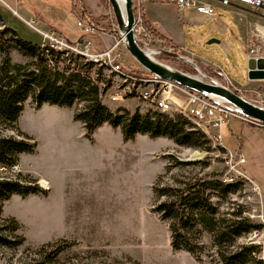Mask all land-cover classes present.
Returning <instances> with one entry per match:
<instances>
[{
  "label": "rangeland",
  "instance_id": "obj_1",
  "mask_svg": "<svg viewBox=\"0 0 264 264\" xmlns=\"http://www.w3.org/2000/svg\"><path fill=\"white\" fill-rule=\"evenodd\" d=\"M6 1L19 17L0 2L2 21L33 42L40 40L41 43V34L45 32H54L73 43L87 37L97 50L106 49L114 42L109 31L84 33L77 24L82 19L77 9L71 10L70 0H21L23 7H17L14 0ZM82 2L94 16L113 15L110 5L101 0ZM214 3L210 17L160 0H147L144 13L157 31L175 45L177 53L190 58L206 75L264 107V80H248L246 76L245 45L256 43L264 55V43L260 42L256 28L257 24L264 25V19ZM108 21L109 18L100 23L108 28ZM64 22L75 31L72 37L63 31ZM250 30H254L253 36ZM213 38L219 42L208 44ZM128 55L124 49L123 65L133 70ZM17 59L22 63L29 60L14 54V60ZM161 60L182 71L187 68L191 72H185L198 74L189 62L181 60L190 65L188 68L183 63ZM102 73L113 84L101 95L102 102L111 111L131 115L158 110L137 96L112 100L123 82L105 68ZM80 106L44 103L36 108L31 97L26 100L17 125L33 137L36 148L33 153H23L21 163L38 177L22 174L27 180H47L49 189L38 186L45 193H30L27 197L15 194L3 201L0 219L14 217L4 214H13L19 225L17 231L3 232L4 235L11 239L23 236L25 241L12 249L0 247V264L17 263L45 244L58 246L55 264H220L216 247L211 243L215 228H196L198 239L204 244L200 260L184 250L171 248L169 222L160 219L153 210L157 203L153 185L160 175V184L172 188L193 184L204 176L209 180L221 179L224 183L231 178L238 180L239 185L233 192L211 190V201L220 216L230 217L232 211L243 209L245 216L261 224L264 231L262 197L252 191L242 175L245 172L254 176L261 171L264 124L230 117L221 129V144L227 149V153H223L208 137L200 148L148 134H136L134 139L124 141L120 127L106 123L88 137L81 123L73 120V112ZM6 134L19 138L12 130ZM240 154L245 158L244 163L238 162ZM17 157L19 160V154ZM247 236L235 237L234 244L246 241Z\"/></svg>",
  "mask_w": 264,
  "mask_h": 264
},
{
  "label": "trees",
  "instance_id": "obj_2",
  "mask_svg": "<svg viewBox=\"0 0 264 264\" xmlns=\"http://www.w3.org/2000/svg\"><path fill=\"white\" fill-rule=\"evenodd\" d=\"M101 1L108 5L107 0ZM70 5L71 10L77 9L80 18L95 30L112 32L109 29L111 16L106 14L94 16L86 9L82 0H70ZM107 18H109L108 28H105L100 22L107 21ZM143 19L146 27L164 38L173 52H178L175 45L157 31L145 14ZM11 50L18 51L29 60L25 63L14 62L10 55ZM0 56V162L12 163L18 160V154L35 151L36 142L33 137L21 131L17 125L25 102L30 97L36 108L44 103L64 107L81 104L79 109L74 110L73 120L81 123L88 137L106 122L114 128L120 127L124 141L134 139L136 134H148L151 137L166 136L172 138L175 143L187 147L200 148L204 143L200 131L194 129L192 123L179 113L157 110L145 114L134 112L130 115L111 111L101 99V95L113 87V84L103 77V67L86 61L84 57L73 52L54 50L47 45L32 42L21 37L13 28L2 25ZM128 58L132 62L133 71L145 73L129 55ZM161 58L167 62L190 66L169 56L164 55ZM184 71L189 70L186 68ZM8 130L15 131L19 138L6 134ZM216 145L221 152L227 153V149L221 143ZM177 163L183 164L181 161ZM26 178V175L23 176V179ZM161 182L162 175L158 176L153 185L157 202L153 210L159 214L160 219L169 222L170 246L173 250H184L200 260L204 244L198 239L196 228L207 226L215 228L211 243L216 247L220 264H264V259L259 256L261 251L259 244L246 240L235 245L233 241L242 234L248 235L253 229H261L262 225L246 217L243 209L232 211L230 217L220 216L210 198L211 190L233 192L239 185L238 180L224 183L221 179L209 180L204 176L199 178V181L186 184L182 188H172L160 184ZM37 192L45 193L36 185L0 181V213L3 201L11 194L26 196ZM162 197L164 199H161ZM18 229L19 225L13 217L2 219L0 247L12 249L21 245L25 241L22 235L11 239L3 233L7 231L14 233ZM58 251L56 244H45L33 251L30 256L10 264H55ZM103 264L108 263L103 262Z\"/></svg>",
  "mask_w": 264,
  "mask_h": 264
},
{
  "label": "built area",
  "instance_id": "obj_3",
  "mask_svg": "<svg viewBox=\"0 0 264 264\" xmlns=\"http://www.w3.org/2000/svg\"><path fill=\"white\" fill-rule=\"evenodd\" d=\"M147 0H132V8L134 12V23L132 25L133 35L138 44L147 50L152 56L161 60L164 54L162 50L172 51V47L166 44V40L154 33L146 27L143 19L144 3ZM166 3H173L179 9H193L203 15L212 16L216 3L225 7L247 11L264 19V0H160ZM110 30L114 37V42L110 47L97 50L92 46V42L87 37L70 43L63 37L56 35L54 32L42 33V45H47L51 49L59 51H69L84 57L86 61H90L95 65L102 66L107 71L122 80L123 84L120 90L111 98H121L122 96L131 95L141 98L144 102L155 109L162 112H176L181 114L185 119L191 122L202 134L203 138H210L215 143H221V129L227 124L230 117H240L236 111L232 110L228 103L220 98H208L199 92L185 88L167 79H161L153 76L149 72L138 73L131 69H126L123 65L122 55H124V47L121 39L115 36L114 31L117 30V24L113 15L110 18ZM78 26L84 33H92L96 31L90 24L84 20L78 21ZM260 24V23H259ZM261 43L263 41L264 25H256ZM255 28V29H256ZM254 29V30H255ZM254 30H250L251 36ZM247 48V58H264L261 49L256 43L245 44ZM169 47V48H168ZM166 56V55H165ZM230 87V86H229ZM234 89L237 90L235 86ZM232 89V88H231ZM233 90V89H232ZM179 91V92H176ZM182 94L184 98L178 95ZM254 124L256 121L248 118H242ZM261 125V124H260ZM239 163H244L245 158L240 154ZM23 170L19 161L12 163L0 162V181H17L20 184H29L49 189V183L44 179H23ZM247 182L252 186V191L261 198L259 186L245 172L242 173ZM233 178L230 179L232 181ZM246 215L245 213H243ZM2 222V219H0ZM264 222V221H263ZM264 224V223H263ZM261 229H253L247 236L246 240L259 244L261 249L264 248V231Z\"/></svg>",
  "mask_w": 264,
  "mask_h": 264
},
{
  "label": "water",
  "instance_id": "obj_4",
  "mask_svg": "<svg viewBox=\"0 0 264 264\" xmlns=\"http://www.w3.org/2000/svg\"><path fill=\"white\" fill-rule=\"evenodd\" d=\"M123 7L119 0H107L117 24L115 36L121 39L123 47L144 70L155 77L167 79L176 84L193 91L199 92L208 98H220L229 104L230 108L236 111L242 118H248L259 124H264V107L249 101L241 94L232 90L228 85L223 84L216 78L203 73L190 58L184 55L162 50L161 53L191 63L198 74H190L152 56L142 48L136 41L132 25L134 23V12L132 0H122ZM219 42L210 39L207 43ZM246 76L248 80H264V58H247Z\"/></svg>",
  "mask_w": 264,
  "mask_h": 264
},
{
  "label": "crops",
  "instance_id": "obj_5",
  "mask_svg": "<svg viewBox=\"0 0 264 264\" xmlns=\"http://www.w3.org/2000/svg\"><path fill=\"white\" fill-rule=\"evenodd\" d=\"M0 2L3 4V5H5L6 7H8L11 11H12V14H15L14 13V8H12L8 3H7V1L6 0H0ZM16 5H17V7H23L24 6V3L21 1V0H14L13 1ZM16 14H17V11H16ZM15 14V15H16ZM16 16H18V15H16ZM19 17V16H18ZM150 20V19H149ZM151 22H152V20H150ZM2 25H6V23L5 22H3L2 21V19H1V15H0V27L2 26ZM8 26V25H7ZM64 26V27H63ZM10 27V26H9ZM62 28H63V31H65V34L66 35H68L69 37H72V33H74L75 31H73L72 32V30L65 24V22L62 24V26H61ZM12 28V27H11ZM65 28V29H64ZM14 29V28H13ZM15 30V29H14ZM67 32V33H66ZM104 35L106 36L107 34H105L104 33ZM105 36H103L102 38H106ZM113 36V35H112ZM24 38V37H23ZM26 39V38H25ZM29 40V39H28ZM31 41V40H30ZM40 41V40H39ZM39 41L38 42H35V43H39ZM33 42V41H32ZM14 54H16V55H20L21 57H25V56H23V55H21L18 51H16V50H11V52H10V55H11V58L14 60ZM14 62H19V63H22L23 61L22 60H14ZM80 123V122H79ZM106 123V122H105ZM105 123H103V124H105ZM102 124V125H103ZM106 124H108V123H106ZM101 125V126H102ZM100 127V126H99ZM98 127V128H99ZM20 128V127H19ZM97 128V129H98ZM20 130L21 131H23L21 128H20ZM23 132H25V131H23ZM95 132V131H94ZM93 132V133H94ZM26 133V132H25ZM93 135V134H92ZM23 153H20L19 154V163H20V165H21V168H22V170H23V172L24 173H26V174H28V175H30V176H33V178L34 177H38L30 168H28L27 166H24L22 163H21V155H22ZM259 163H260V168H261V171H260V173H258V174H256V175H254V176H252V175H248L250 178H252L255 182H256V184L259 186V189H260V193H261V197H262V202H263V206H264V171H263V169H264V157H263V159H259ZM244 169V168H243ZM16 193H14V194H11V196L12 195H15ZM17 195H19V194H17ZM10 196V197H11ZM10 197L7 199V200H9L10 199ZM23 197V196H22ZM24 197H27V196H24ZM7 200H5V201H7ZM5 201H4V203H5ZM2 214H3V206H2V212H1ZM5 216H14V217H17L16 215H13V214H4ZM13 217V218H14ZM259 256L261 257V258H263L264 259V248H262L261 249V251H260V253H259Z\"/></svg>",
  "mask_w": 264,
  "mask_h": 264
},
{
  "label": "bare ground",
  "instance_id": "obj_6",
  "mask_svg": "<svg viewBox=\"0 0 264 264\" xmlns=\"http://www.w3.org/2000/svg\"><path fill=\"white\" fill-rule=\"evenodd\" d=\"M119 2H120V4H121V6L123 7V1H122V0H119Z\"/></svg>",
  "mask_w": 264,
  "mask_h": 264
}]
</instances>
